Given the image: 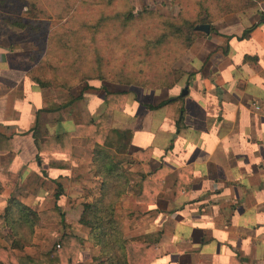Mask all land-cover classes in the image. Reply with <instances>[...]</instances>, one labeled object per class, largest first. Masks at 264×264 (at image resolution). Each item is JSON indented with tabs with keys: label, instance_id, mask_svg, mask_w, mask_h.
Instances as JSON below:
<instances>
[{
	"label": "rangeland",
	"instance_id": "374dc122",
	"mask_svg": "<svg viewBox=\"0 0 264 264\" xmlns=\"http://www.w3.org/2000/svg\"><path fill=\"white\" fill-rule=\"evenodd\" d=\"M29 2L38 5L34 16L28 12ZM193 2L194 0L11 1L4 12L29 17L30 21L38 23L39 30L29 33L26 29L9 25L0 17V46H9L10 51L24 53L15 57L0 55V132L12 136L14 148L8 153L0 154V177L3 176L5 184L4 191L0 194V212H3L11 196L25 195V191H29L25 187L35 189L37 185H42L48 196L50 194L49 198H18L36 210L52 208L57 202L53 193L55 195L58 183L49 179L45 171L51 159L40 156L35 151L34 138L37 133L44 137L55 134L59 131L57 123L66 120L88 123L93 117L87 108L90 106L93 109L94 117L100 115L105 108L108 91L129 92L128 106L113 112L111 126L120 130L131 126L134 131L139 127L136 116L145 112L144 105L167 98L166 90L171 88L167 85L177 76L172 70L184 69V54L189 48L183 49L181 42L174 38L162 47L154 45L148 48L147 43L157 39L162 33L164 19L194 18L196 11ZM130 11L136 18L128 23L126 17ZM199 34L204 33L199 31ZM27 69L28 73L24 74ZM99 74H104L105 77L100 78ZM36 75L48 82L49 86L37 84L33 80ZM70 96L81 97L69 107L58 111L48 112L43 109L49 100L61 101ZM173 115L176 116L175 119L178 118L176 112ZM70 127L63 128L68 130ZM132 137L133 132L128 140L123 139L119 143L113 133L109 141L115 144L110 149L111 152L116 159L122 161L123 166L129 170L130 179L135 181L147 169L144 166L145 160L135 154L140 148L135 143L133 145ZM154 137L142 136L138 140H152ZM156 140L160 147L158 154H163V135ZM73 143L74 152L72 150L63 156L72 158L69 162L74 161L78 166V170L70 173L74 176L63 187L65 198H61L62 210L68 221L79 220L83 204L92 201V195L98 194L101 186V178L96 176V165L93 163L96 142L93 139H75ZM121 144L126 145L128 150H119ZM67 155L71 157H66ZM159 158V155L154 158L152 167ZM12 166H16L17 170L11 172ZM30 168L36 169L42 178L32 170L29 172ZM26 173L29 175L26 176ZM76 175L82 178L76 182L80 185L78 187L72 183L76 180ZM168 185L169 193H176L173 179L168 180ZM77 193L78 197L74 198ZM168 199V206L166 202L161 203V208L166 206L161 212L151 210V204L137 202L132 190L123 194L118 213L127 237L140 236L161 227L163 233L168 232L172 228V219L169 222L167 219L163 221L164 214L174 215L179 209L183 210V198ZM75 232L84 238L82 248H96L89 240V228L82 226ZM62 233L59 227L40 224L33 234V244L18 253L39 256L54 246L57 247ZM2 234L0 233V244L4 242ZM96 250L99 254L98 248ZM160 258L161 253L158 252L157 256L155 251L152 264H163Z\"/></svg>",
	"mask_w": 264,
	"mask_h": 264
},
{
	"label": "crops",
	"instance_id": "0c3cea01",
	"mask_svg": "<svg viewBox=\"0 0 264 264\" xmlns=\"http://www.w3.org/2000/svg\"><path fill=\"white\" fill-rule=\"evenodd\" d=\"M242 12L216 20L215 30L210 28V33L199 35L184 54L185 76L166 90V99L184 98V126L180 131L173 105L154 110L147 107L166 99L146 103L145 112L136 116L139 127L132 131L127 126L133 132V145L153 147L152 165L160 156L155 169L162 163L170 167L163 190L150 209L162 212L166 207L161 208L162 202L168 206V198H183V210L164 214L163 221L172 219V228L164 231L157 246L163 264H264V2ZM250 27H254L251 35L239 38ZM8 48L0 46V55H24ZM186 86L188 94L179 97ZM87 109L95 118L93 109ZM76 123L59 122L56 133L73 130ZM66 126L71 127L67 130ZM148 135L155 137L138 140ZM160 135L165 140L163 154H158L156 138ZM75 139L89 138L74 137L73 142ZM34 147L40 156L72 161L63 158L65 153L39 152L36 144ZM77 167L74 161L66 169L52 167L49 162L45 171L49 179L65 187ZM188 168L193 169L191 192L170 194L168 180L173 179L176 186L179 173ZM11 169L17 170L16 166ZM31 170L42 178L36 169ZM0 178L3 182V176ZM80 180L77 176L73 185L80 186L76 184ZM25 188L29 189L25 195L15 197H50L42 185ZM61 198H65L64 193ZM161 228L154 231H163ZM95 255L96 248H81L75 264H88Z\"/></svg>",
	"mask_w": 264,
	"mask_h": 264
},
{
	"label": "trees",
	"instance_id": "16d2710c",
	"mask_svg": "<svg viewBox=\"0 0 264 264\" xmlns=\"http://www.w3.org/2000/svg\"><path fill=\"white\" fill-rule=\"evenodd\" d=\"M11 1L0 0L1 20L19 29H26L29 33L39 30L38 23L30 21L29 17L8 15L4 12ZM263 2L264 0H194L195 17H184L178 20L164 19L162 33L157 39L148 41L147 47L154 45L162 47L169 43L171 38H174L181 42L183 49H188L200 35L199 31L195 30L197 24L210 23L211 32H213L215 30L213 23L216 20ZM29 5L28 12L34 16V11L38 9V5L33 2H29ZM135 18L136 15L130 11L126 21L131 23ZM252 30L254 27L247 28L239 38H248ZM172 73L177 76L173 82L167 85L171 88L182 78L185 71L173 69ZM99 77L104 78L105 75L99 74ZM33 80L42 87L49 86L48 82H44L37 75L33 77ZM80 97L70 96L61 101L49 100L43 109L48 112L58 111L69 107ZM128 97V91H108L104 110L88 123L77 122L73 130L55 133L47 137L40 135V133L36 134L35 144L39 152L70 153L73 149L74 137L93 139L96 142L93 163L96 165V176L101 178V186L98 194L92 195V201L83 204V211L79 220L72 221L67 220L62 210L63 186L61 182L58 183L55 193L57 202L52 208L46 210H36L29 204L27 205L18 198L11 196L3 212H0V233H3L4 240L0 244V264H74L79 260L84 243V238L75 231L82 226L90 229L89 240L98 248L99 253L88 264H152L163 232L151 231L140 236L127 237L119 219L118 206L121 196L131 190L134 192L137 202L155 203L158 200L157 195L163 190L165 175L170 171V167L162 163L160 167L153 168L151 164L153 147L140 148L135 154L145 160L144 166L147 171L132 181L129 170L111 152L110 149L115 144L109 141V138L113 133L119 143L123 139L128 140L131 137L132 131L130 129H113L111 126L113 112L124 108L127 105ZM183 99L168 98L158 105H148L147 107L154 110L173 105L178 114L176 125L180 131L184 126L185 110L181 105ZM121 146L119 150H128L126 145L121 144ZM13 149L12 136L0 132V154L8 153ZM50 165L66 169L70 166V162L56 159L51 160ZM192 179V168L183 169L179 173L176 181L177 196L188 195L191 192ZM3 191L4 185L0 179V194ZM40 224L53 225L62 229L63 233L58 243L60 247L54 246L39 256L18 253V251H23L33 244V234Z\"/></svg>",
	"mask_w": 264,
	"mask_h": 264
},
{
	"label": "water",
	"instance_id": "95a60500",
	"mask_svg": "<svg viewBox=\"0 0 264 264\" xmlns=\"http://www.w3.org/2000/svg\"><path fill=\"white\" fill-rule=\"evenodd\" d=\"M210 28H211V24L210 23H199L195 26V30L196 31H201L204 33H210ZM188 86H186L183 91L181 92V94L179 95V97H184L188 94Z\"/></svg>",
	"mask_w": 264,
	"mask_h": 264
},
{
	"label": "built area",
	"instance_id": "2783aa9c",
	"mask_svg": "<svg viewBox=\"0 0 264 264\" xmlns=\"http://www.w3.org/2000/svg\"><path fill=\"white\" fill-rule=\"evenodd\" d=\"M57 247H60V245L58 244Z\"/></svg>",
	"mask_w": 264,
	"mask_h": 264
}]
</instances>
